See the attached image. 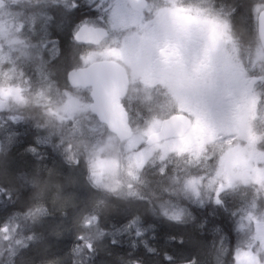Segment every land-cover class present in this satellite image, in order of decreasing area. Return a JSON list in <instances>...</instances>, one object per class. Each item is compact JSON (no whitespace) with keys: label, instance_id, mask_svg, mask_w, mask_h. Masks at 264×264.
I'll use <instances>...</instances> for the list:
<instances>
[{"label":"rangeland","instance_id":"374dc122","mask_svg":"<svg viewBox=\"0 0 264 264\" xmlns=\"http://www.w3.org/2000/svg\"><path fill=\"white\" fill-rule=\"evenodd\" d=\"M55 1L0 0V126L17 124L20 118L16 114L21 109L36 106L45 115L50 137L59 138L60 142L91 135L100 144L86 148L83 158L62 165L61 184L53 186L50 200L63 211L69 210L59 214L60 220L54 223L57 221L59 228L67 232L80 231L78 226L93 225L111 200L135 191L140 193V187L144 196L185 199L199 209L208 208L210 215H218L219 210L234 212L240 225L247 233H255L259 245L264 247V224L260 223V217L264 219V135L260 137L253 129L264 132V117L253 121V127L237 137H219L211 147L176 140L152 150L144 145L148 132L139 130L137 125L132 139L119 144L89 117L86 93L82 89L70 91L58 82L62 66L55 67V71L51 66L59 54L53 31L65 33L67 25L75 22L67 21L68 10L55 7ZM109 49L110 43L100 51L74 48L71 52L78 55V63L86 64L108 56ZM69 52L67 47L61 62ZM236 162L245 165V170L236 167ZM218 190L220 204L216 203ZM163 205L164 209L175 211H162L169 218L182 217L179 206L173 208L172 204L159 202L158 208L163 209ZM204 225L205 229L200 224L195 229L209 238L217 239L218 234L220 237L213 220L207 219ZM128 227L119 240L130 245L143 242L141 229H136L134 223ZM49 237L58 240L56 234ZM250 261L258 263L249 257L238 258L237 262Z\"/></svg>","mask_w":264,"mask_h":264},{"label":"flooded vegetation","instance_id":"af4514ba","mask_svg":"<svg viewBox=\"0 0 264 264\" xmlns=\"http://www.w3.org/2000/svg\"><path fill=\"white\" fill-rule=\"evenodd\" d=\"M55 2V7L68 10L67 21L75 22L67 25L65 33L53 31L58 44L57 64L65 55L64 48L68 47L71 53L66 55L69 59H65L58 72V82L70 91L84 90L69 84V72L92 63L112 61L123 69L128 79L126 94L120 102L133 133L137 125L148 136L154 135L160 131L162 122L172 117L187 123L188 129L182 137L161 141L150 149L176 140L211 147L219 137H237L253 121L264 117V56L257 31L264 1ZM82 26L104 30L105 39L96 46L76 43L73 33ZM63 40L67 41L66 45ZM108 43L110 49L106 53L116 51L118 56L108 54L80 64L78 55L71 52L74 48L100 51ZM161 50L166 51V59ZM86 96L89 106L90 89ZM30 108L38 110L36 106ZM253 129L263 137L261 129ZM255 131H252L254 135ZM235 166L245 170L239 162Z\"/></svg>","mask_w":264,"mask_h":264},{"label":"trees","instance_id":"16d2710c","mask_svg":"<svg viewBox=\"0 0 264 264\" xmlns=\"http://www.w3.org/2000/svg\"><path fill=\"white\" fill-rule=\"evenodd\" d=\"M16 115L20 118L17 124L0 126V264H238V258L243 257L264 264V247L255 233H247L240 225L234 212L219 210L218 215H210L208 208L199 209L185 199L144 196L140 187V193L111 200L93 225L78 226L81 229L76 232L59 228L58 215L69 209L54 205L50 193L53 186L61 184L62 165L83 158L86 148L100 144L91 135L59 142L47 135L43 112L30 106ZM159 202L179 206L182 217L168 218L162 211H175L164 209V205L159 209ZM207 219L219 229L217 239L195 229L199 224L205 229ZM133 223L145 241L130 245L119 237ZM260 223L264 224L262 217ZM52 234L58 240H52Z\"/></svg>","mask_w":264,"mask_h":264},{"label":"water","instance_id":"95a60500","mask_svg":"<svg viewBox=\"0 0 264 264\" xmlns=\"http://www.w3.org/2000/svg\"><path fill=\"white\" fill-rule=\"evenodd\" d=\"M75 36V42L98 45L105 38L106 32L82 26ZM258 38L264 52V11L258 18ZM68 81L73 88L79 86L91 88L90 112L119 142H125L132 137L126 113L120 104V100L125 96L128 80L116 63L108 61L94 63L85 69L71 72ZM187 128V124L181 119L170 118L162 123L159 133L150 136L145 144L151 146L168 138L181 137Z\"/></svg>","mask_w":264,"mask_h":264},{"label":"snow or ice","instance_id":"6c2138e0","mask_svg":"<svg viewBox=\"0 0 264 264\" xmlns=\"http://www.w3.org/2000/svg\"><path fill=\"white\" fill-rule=\"evenodd\" d=\"M73 7H76V5L74 4ZM73 39L76 40L75 32L73 33ZM77 42L80 43V41H77ZM108 54H110V55H112V56H118V55H119V53L116 52V51H110ZM161 55H164V56H165V59L167 58V56H166V51H165V50H161ZM81 63H83V56H81ZM73 70H75V69H72L71 71H73ZM71 71H70V72H71ZM70 72H69V74H70ZM83 91L86 93V92H87V89H84ZM162 174H163V173H162ZM190 183H191V182H190ZM216 203H217V204H220V203H221V201H220V199H219V190L217 191V199H216ZM177 218H178V217H177ZM78 239H81V238L78 237ZM88 247L91 248V245H89ZM245 255H247V254H245ZM234 259H235V257H234Z\"/></svg>","mask_w":264,"mask_h":264},{"label":"bare ground","instance_id":"6f19581e","mask_svg":"<svg viewBox=\"0 0 264 264\" xmlns=\"http://www.w3.org/2000/svg\"><path fill=\"white\" fill-rule=\"evenodd\" d=\"M62 38H64V37L62 36ZM63 42L65 43L64 40L62 41V43H63ZM66 43H67V41H66ZM66 43H65L64 45H66ZM59 44H60V43H59ZM63 51L66 52V49L64 48ZM51 66H54V71H55V67L58 68V64H57L56 60L53 61V63L51 64ZM56 75H57V74H56ZM24 131H25L26 133H28V132L31 133V130H29V129H24ZM34 131H35V130H34ZM40 131H41V130H39V131L37 130L36 132H40ZM145 213H146V212H145ZM145 213H144V214H145Z\"/></svg>","mask_w":264,"mask_h":264}]
</instances>
